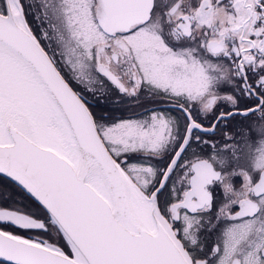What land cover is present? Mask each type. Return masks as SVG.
Masks as SVG:
<instances>
[{
  "label": "snow or ice",
  "instance_id": "snow-or-ice-1",
  "mask_svg": "<svg viewBox=\"0 0 264 264\" xmlns=\"http://www.w3.org/2000/svg\"><path fill=\"white\" fill-rule=\"evenodd\" d=\"M0 264H264V0H0Z\"/></svg>",
  "mask_w": 264,
  "mask_h": 264
}]
</instances>
